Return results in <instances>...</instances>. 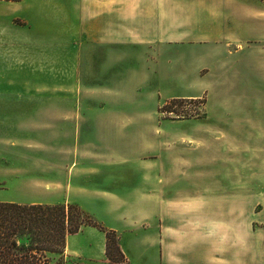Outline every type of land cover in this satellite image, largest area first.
Listing matches in <instances>:
<instances>
[{"label":"crops","instance_id":"obj_1","mask_svg":"<svg viewBox=\"0 0 264 264\" xmlns=\"http://www.w3.org/2000/svg\"><path fill=\"white\" fill-rule=\"evenodd\" d=\"M91 1L92 16L84 9L81 15L95 51L100 46L113 55L117 49L151 50L158 57L173 47L202 51L195 72L206 82L197 92L170 98L203 101V116L191 121L189 141L219 145L221 152L214 159L204 149L187 158L161 153L148 159L141 142L147 139L137 131L158 126L127 120L120 107L77 106L75 113L93 115L79 117L76 126L86 131L83 136L96 152L77 157L70 180L59 198L50 195L55 200L50 203L76 205L115 232L124 264H264V90L255 84L264 80L255 73L264 61L259 47L264 4L112 0L124 3L123 21L118 23L115 11L103 27L100 8L111 13L110 7ZM98 61L92 58V65ZM156 68L147 73L153 77ZM240 82L246 89L238 88ZM124 130L138 134L136 147L119 141L118 131ZM114 146L118 150L112 152ZM184 175L189 180H179ZM213 179L219 185H212ZM106 242L104 231L85 226L67 237L61 257L73 264H114L106 256Z\"/></svg>","mask_w":264,"mask_h":264},{"label":"rangeland","instance_id":"obj_2","mask_svg":"<svg viewBox=\"0 0 264 264\" xmlns=\"http://www.w3.org/2000/svg\"><path fill=\"white\" fill-rule=\"evenodd\" d=\"M92 4L91 0L0 3L1 202L63 205H53L51 197L59 198L77 157L96 152L83 136L86 131L76 126L85 115L74 112L77 106L94 110L120 107L127 120L158 126L137 131L147 139L141 142L147 146L148 159L161 153L187 158L203 153V149L207 154L211 151L214 159L221 152L219 145L208 147L189 141L191 121L203 116V101L176 103L175 113H162L166 104L176 99L170 97L197 92L206 82L195 72L203 63L202 51L173 47L163 50L160 57L151 50L125 49L124 53L117 49L113 55L100 46L95 51L84 32L81 15L84 9L91 17ZM99 4L109 6L111 12L100 8L104 15L100 26L105 27L107 16L115 11L118 23H122V1L101 0ZM259 47L264 50V44ZM92 58L99 60V65H92ZM147 68H156L157 73L152 77ZM255 73L264 78L263 59ZM245 84L240 82L238 88L246 89ZM255 84L264 90V80ZM118 132L119 141L132 148L141 140L134 130ZM116 147L112 152L118 150ZM231 149L233 152L235 147ZM184 176L179 180H189ZM212 185L219 182L213 179ZM62 254L45 255V264H73Z\"/></svg>","mask_w":264,"mask_h":264},{"label":"trees","instance_id":"obj_3","mask_svg":"<svg viewBox=\"0 0 264 264\" xmlns=\"http://www.w3.org/2000/svg\"><path fill=\"white\" fill-rule=\"evenodd\" d=\"M260 1L264 4V0ZM188 102L198 101L175 99L166 104L162 113L173 114L174 104ZM85 226L106 233V256L110 262L125 263L115 232L103 229L76 205L0 203V264H45V255L63 253L67 237Z\"/></svg>","mask_w":264,"mask_h":264}]
</instances>
